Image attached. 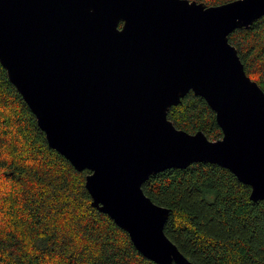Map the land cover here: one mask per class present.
Instances as JSON below:
<instances>
[{
  "label": "water",
  "instance_id": "water-1",
  "mask_svg": "<svg viewBox=\"0 0 264 264\" xmlns=\"http://www.w3.org/2000/svg\"><path fill=\"white\" fill-rule=\"evenodd\" d=\"M264 16V0H0V62L51 147L79 170L93 205L156 264H190L164 233L169 209L142 190L151 175L214 163L264 199V91L228 40ZM189 92L222 131L175 127Z\"/></svg>",
  "mask_w": 264,
  "mask_h": 264
},
{
  "label": "trees",
  "instance_id": "trees-1",
  "mask_svg": "<svg viewBox=\"0 0 264 264\" xmlns=\"http://www.w3.org/2000/svg\"><path fill=\"white\" fill-rule=\"evenodd\" d=\"M228 40L264 91V16ZM167 117L189 133L222 136L214 112L192 92ZM88 173L50 146L0 62V264H156L93 205ZM142 190L169 209L164 233L190 264H264V199L252 201L250 187L228 169L205 162L169 168Z\"/></svg>",
  "mask_w": 264,
  "mask_h": 264
}]
</instances>
